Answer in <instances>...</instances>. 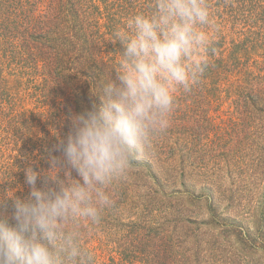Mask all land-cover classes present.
Returning a JSON list of instances; mask_svg holds the SVG:
<instances>
[{
    "label": "trees",
    "instance_id": "16d2710c",
    "mask_svg": "<svg viewBox=\"0 0 264 264\" xmlns=\"http://www.w3.org/2000/svg\"><path fill=\"white\" fill-rule=\"evenodd\" d=\"M206 2L219 26L207 68L191 92L176 93L170 125L150 152L109 186L112 204L100 222L82 224L92 264H196V221L186 206L207 210L198 226L209 231L198 234L264 255V0ZM153 5L0 0V198L29 196L28 167L39 173L37 187L58 190L50 158H60L63 180L60 140L71 117L100 103L103 81L119 70L114 33ZM221 92L230 109L215 117ZM71 176L79 179L75 169ZM13 211L11 200L0 206L12 226ZM106 232L118 257L101 261L91 244Z\"/></svg>",
    "mask_w": 264,
    "mask_h": 264
},
{
    "label": "clouds",
    "instance_id": "9594fccd",
    "mask_svg": "<svg viewBox=\"0 0 264 264\" xmlns=\"http://www.w3.org/2000/svg\"><path fill=\"white\" fill-rule=\"evenodd\" d=\"M218 31L206 0H154L151 13L127 19L114 33L123 48L115 79L103 81L100 103L72 116V130L60 140L68 167L63 180L60 158H50L47 175L58 190L37 187L39 173L28 167L29 196L0 198V206L11 200L16 222L0 216V264H92L82 224L100 222L112 204L109 186L125 179L166 132L176 93L200 83Z\"/></svg>",
    "mask_w": 264,
    "mask_h": 264
},
{
    "label": "rangeland",
    "instance_id": "374dc122",
    "mask_svg": "<svg viewBox=\"0 0 264 264\" xmlns=\"http://www.w3.org/2000/svg\"><path fill=\"white\" fill-rule=\"evenodd\" d=\"M220 100L214 103L212 108L213 115L215 117L220 116L223 111L230 109V100L227 99L225 92L220 93ZM195 183L196 178L194 177ZM171 191V190H168ZM182 208V206H180ZM225 206H222L219 211V217L223 214ZM187 214L192 215V219L196 221V264H264V255L260 250L252 251H240L239 245H235L230 241H224L223 239L208 238L207 235H200L202 231L208 232L209 230L203 228L200 230L198 223L200 220H208L207 210L194 207H185ZM219 233V231L217 232ZM109 232L101 233L99 235L100 241H93L92 247L96 246L99 259L101 261H110L116 256L114 252H110L108 247H111V240ZM260 244V242L258 241ZM197 252H201L198 256ZM118 256H116L117 258Z\"/></svg>",
    "mask_w": 264,
    "mask_h": 264
}]
</instances>
